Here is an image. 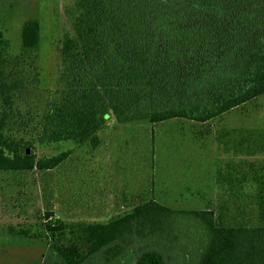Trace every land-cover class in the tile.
I'll use <instances>...</instances> for the list:
<instances>
[{"label": "trees", "instance_id": "1", "mask_svg": "<svg viewBox=\"0 0 264 264\" xmlns=\"http://www.w3.org/2000/svg\"><path fill=\"white\" fill-rule=\"evenodd\" d=\"M73 6L61 85L44 90L36 107L40 23L25 22L19 55L0 30V172L52 169L71 153L38 158L29 147H98L111 116L202 124L264 96V0ZM251 135L247 150L264 155V132ZM219 179L236 198L233 213L171 209L152 199L106 223H67L48 211L43 235L13 227L0 234L41 248L37 264H264V160L232 162Z\"/></svg>", "mask_w": 264, "mask_h": 264}, {"label": "rangeland", "instance_id": "2", "mask_svg": "<svg viewBox=\"0 0 264 264\" xmlns=\"http://www.w3.org/2000/svg\"><path fill=\"white\" fill-rule=\"evenodd\" d=\"M74 3L0 0V30L10 41L12 55L22 53L25 22L40 23L36 65L42 90L31 99L33 107L44 90L61 85V43L65 34L73 33L69 11ZM257 132H264V96L202 124L181 119L118 123L111 116L97 148L68 143L29 147L38 158L67 149L71 153L52 169L0 172L1 230L13 227L18 233L43 235L48 211L51 219L67 223H106L152 199L171 209L207 208L218 214L228 207L233 213L236 198L219 182V172L232 162L264 160V155L247 150L255 138L251 134ZM4 235L1 231L0 264H37L41 259V248Z\"/></svg>", "mask_w": 264, "mask_h": 264}, {"label": "crops", "instance_id": "3", "mask_svg": "<svg viewBox=\"0 0 264 264\" xmlns=\"http://www.w3.org/2000/svg\"><path fill=\"white\" fill-rule=\"evenodd\" d=\"M104 129H105V125H104V128H103V130H104ZM103 130H102L101 132H103ZM101 132H100V133H101ZM100 133H99V135H100ZM96 148H97V147H96Z\"/></svg>", "mask_w": 264, "mask_h": 264}, {"label": "water", "instance_id": "4", "mask_svg": "<svg viewBox=\"0 0 264 264\" xmlns=\"http://www.w3.org/2000/svg\"><path fill=\"white\" fill-rule=\"evenodd\" d=\"M28 152H29V150H28Z\"/></svg>", "mask_w": 264, "mask_h": 264}]
</instances>
